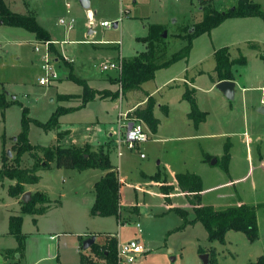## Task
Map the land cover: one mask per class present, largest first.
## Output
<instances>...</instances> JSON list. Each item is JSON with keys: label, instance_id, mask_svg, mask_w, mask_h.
Here are the masks:
<instances>
[{"label": "rangeland", "instance_id": "rangeland-1", "mask_svg": "<svg viewBox=\"0 0 264 264\" xmlns=\"http://www.w3.org/2000/svg\"><path fill=\"white\" fill-rule=\"evenodd\" d=\"M5 1L15 13L36 14L52 41H39L29 30L0 21V92H7L9 100L16 99L21 104L7 109L5 116L0 110V170L4 153L10 152L11 159L15 156L12 148L22 130L24 107L29 108L31 118L47 123L58 108L82 105L81 99L63 102L59 100L61 95L57 96L58 93L75 96L84 91V87L68 79L71 74L77 75L70 74L64 60L57 58L60 54L70 62L77 59L78 78L92 76L95 79L92 87L119 92V97L117 101L98 97L85 107L63 115L60 128L54 131L46 132L32 123L29 138L33 145H57L60 133H65L60 142L63 147L108 143L112 139L110 134L117 139L120 113H126L130 104L134 106L144 100L146 93H153L158 104L169 106L166 113L157 109L161 125L141 149L130 151L122 145L124 155L118 157V148L109 143L105 146L123 183L120 220L92 213L95 184L104 172L58 169L53 165L39 173L43 177L42 187L49 189L53 200L49 204L52 210L44 216L23 215L26 240L24 248L19 250L18 241L8 233L9 217L22 215L23 200L18 199V204L15 200L12 205L14 199L8 195V188L15 181L0 183V248L4 250H0V255L4 254L10 262L7 264L17 261V264H32L42 258L37 264H82L81 253L90 251V248L81 249L84 242L96 237L97 244H104L109 236L121 242L141 241L146 251L135 264H204L201 251L211 248L219 251L220 264H248L264 256V115L259 112L264 99L262 18L227 19L194 40L187 60L158 70L155 78L143 84L140 91L124 94L121 84L112 81L119 73L103 71V65L120 56L131 58L145 52L147 46L141 39L148 36L152 24L167 27L168 54L179 51L185 42L176 36L203 20L201 0H89V9L80 0ZM253 1L264 8V0ZM214 2L217 10L224 12L235 7L238 0ZM61 19H75V28L68 31L60 24ZM101 20L118 22L119 27L105 29L99 24ZM90 28L96 32L92 36L88 34ZM93 40L97 45L90 44ZM253 44L259 47L252 49ZM53 45L58 54L52 50ZM224 47L230 48L232 59H247L245 66L233 68L237 83L234 100L219 91L210 78L216 66L214 53ZM85 50L92 52L88 59ZM47 59L59 78L51 85L42 86L40 79L47 76L43 67ZM199 70L206 73L199 74ZM193 77L198 106L207 112V121L199 127L188 118L191 105L183 98L188 86L184 81L192 83ZM228 151L229 170L225 171L222 164ZM141 153L147 159H141ZM213 160H217L215 165ZM34 162L27 154L22 167L32 168ZM157 173L161 174L162 183L174 188L170 202L152 178ZM179 173L201 177L205 190L202 205L220 211L241 204L257 207L259 239L251 243L246 234L230 231L223 245L209 242L202 223L180 229L185 219L176 209L187 211L189 219L196 215L179 188L176 176ZM7 208H11L9 212ZM36 218H39L37 224ZM123 221L127 224L122 225ZM8 251L11 253L7 254Z\"/></svg>", "mask_w": 264, "mask_h": 264}, {"label": "trees", "instance_id": "trees-1", "mask_svg": "<svg viewBox=\"0 0 264 264\" xmlns=\"http://www.w3.org/2000/svg\"><path fill=\"white\" fill-rule=\"evenodd\" d=\"M214 0H203L201 9L204 12L203 20L192 27H187L183 34H178L177 39L185 42L183 48L169 55L168 40L164 38L167 27L158 24H152L149 27V33L146 38L141 39L147 46V50L131 58L123 59V70L121 75L112 79L113 83L121 84L122 93L126 94L130 91H140L143 84L155 78L158 70L168 68L181 60H187L190 56L193 42L199 36L211 32L219 27L229 18H250L260 17L264 20V8L261 4L253 0H238L237 5L227 11L220 12L214 5ZM0 21L3 24H9L16 27H22L34 33L39 41H52L50 33L40 25L37 17L32 14L24 15L13 12L7 5L5 0H0ZM252 49H255L253 44ZM52 50L56 51L54 45ZM57 52V51H56ZM55 53V52H54ZM58 54V52L56 53ZM58 56V55H57ZM216 67L215 76H211L213 83L217 84L221 81H235V66H245L247 64L246 57L232 59L230 48L224 47L216 51L215 55ZM264 61V56H261ZM70 80L84 87L81 96L62 95L60 101H72L81 99L82 105L78 108L60 107L53 114L47 123H42L30 117V110L23 108L22 130L15 138L12 148L15 156L11 159L9 153L3 155V168L0 170V183L5 180L15 181L14 185L8 188V195L14 199H20L27 192L28 185H36L41 181L40 171L49 170L55 165L58 169L77 170L84 172L95 169L105 172V175L95 184V203L92 208L93 215L105 218L115 217L120 220L121 205V189L123 183L119 175L118 169L113 165L111 154L106 150L105 146H101L98 150H93L90 145L63 147L60 142L65 133L58 135V144L51 147L41 145H33L30 142L31 124L41 127L46 132L54 131L60 128V118L76 109L85 107L87 103L100 97L101 99L111 98L118 99L119 92L112 93L109 90L102 92L96 91L89 87L86 80L70 75ZM196 88H188L184 93V99L191 105L189 118L192 119L197 127L206 122L207 113L200 110L196 99ZM20 104L16 99H10L7 92H0V110L5 116L7 109L13 105ZM21 105V104H20ZM157 102L154 97H149L145 108H137L128 114L129 119L136 122H143L151 131L156 134L159 130L161 121L155 116V108ZM167 112V108H164ZM29 154L35 160L32 168H23L22 162L25 155ZM11 162V163H10ZM230 152L228 151L222 167L225 171L229 170ZM177 182L179 188L186 194L191 205L194 208L195 218L189 219L188 212L183 209H176L185 219L183 226L202 223L208 231V240L210 243L219 242L225 245L227 233L236 231L246 234L251 243H255L259 239V227L257 222V207L241 204L226 210H216L211 206L202 205L203 201V182L199 175L188 173H179ZM152 178L160 184V189L170 202V194L174 189L167 183L161 182V174L157 173ZM51 199L48 194L36 192L32 195L28 203L22 201L21 216H11L9 233L14 236L19 243V250L24 248L26 236L23 234V215H45L49 211ZM36 223V220H34ZM126 225L125 221L121 222ZM118 244L116 237L109 236L106 243L94 244L90 249V254L81 253L82 264H117L118 263ZM8 251L7 254H10ZM202 254L210 255V264H220L218 252L215 248L208 251L202 250ZM248 264H264V256L257 259L256 262Z\"/></svg>", "mask_w": 264, "mask_h": 264}, {"label": "built area", "instance_id": "built-area-1", "mask_svg": "<svg viewBox=\"0 0 264 264\" xmlns=\"http://www.w3.org/2000/svg\"><path fill=\"white\" fill-rule=\"evenodd\" d=\"M203 1V0H201ZM60 24L71 31L76 26L75 19H61ZM101 27L105 29H112L114 28V24L109 21H99ZM95 42L94 40L92 43ZM86 43H90L87 41ZM47 47V46H46ZM48 51V48H46ZM39 50V49H38ZM50 60H46L45 65L43 66L47 72L46 77H42L40 79V84L42 86L51 85L53 81L58 80V75L53 70L52 67L49 66ZM123 70V58H120L118 61L109 62L108 64L103 65V71H116L121 75ZM264 92V88H262ZM122 97V95H121ZM262 104L264 105V99L262 100ZM129 112L120 113L119 116V126L121 129L124 130L123 133L119 136L117 140V147H118V157L123 156V151L121 150V146L124 145L130 151L139 150L142 145L149 142L152 138V133L149 128L143 122H136L128 117ZM141 158L145 159L146 155L141 154ZM140 227V226H139ZM141 232V230H140ZM146 249L141 244L140 240H131L128 242H121L119 241L118 244V263L117 264H135L137 259L140 258Z\"/></svg>", "mask_w": 264, "mask_h": 264}, {"label": "crops", "instance_id": "crops-1", "mask_svg": "<svg viewBox=\"0 0 264 264\" xmlns=\"http://www.w3.org/2000/svg\"><path fill=\"white\" fill-rule=\"evenodd\" d=\"M136 2V1H135ZM90 4H91V2H90ZM90 7H91V5H90ZM30 14V13H29ZM24 15H28V14H24ZM35 16L37 17V15L35 14ZM37 20H38V17H37ZM38 22H39V20H38ZM40 23V22H39ZM3 24V23H2ZM40 25H41V23H40ZM42 27H44L43 25H41ZM45 28V27H44ZM46 29V28H45ZM47 30V29H46ZM48 31V30H47ZM90 31H92V33L90 34ZM90 31L88 32V34H89V36H92V35H94L96 32L92 29V28H90ZM49 32V31H48ZM95 41V40H94ZM63 42V41H62ZM96 42H98V41H96ZM63 43H67L66 41H64ZM89 44V43H88ZM90 44H92V45H97V44H94V43H90ZM255 45V44H254ZM256 47H255V49L256 48H258L259 46L258 45H255ZM56 47H57V45H56ZM229 48V47H228ZM57 50H58V48H57ZM84 50V49H83ZM59 51V50H58ZM81 52H82V50H81ZM88 52V53H87ZM230 52H231V50H230ZM84 53H85V58L86 59H88V57L90 56V54H92V52H89L88 50H85L84 51ZM216 53V52H215ZM215 53H214V55H215ZM60 54V53H59ZM82 54V53H81ZM60 56L61 57H57V58H61V59H63L64 60V64L65 65H67L68 67H69V69H70V74L73 72V73H75V75H77V77L80 75L79 74V71L77 70V68H76V66H75V64L77 63V59L74 61V60H72L73 62H70V61H68V60H66V58L63 56V55H61L60 54ZM231 56H232V53H231ZM120 58H122V56H120L119 58H116L114 61H118ZM124 59V58H123ZM57 61H59L60 59H56ZM88 61V60H87ZM113 62V61H112ZM83 65H85V64H83ZM216 67V66H215ZM86 68V67H85ZM198 73L199 74H201V73H206L204 70H199L198 71ZM211 76H215V70H214V73L211 75ZM211 76H210V78H211ZM80 77V76H79ZM69 78V77H68ZM82 79H84V80H86L87 81V83H88V85H89V87L90 88H92V89H94V90H96V91H100V92H102V91H105V90H98V89H95L94 87H92V82H93V77L91 76L90 78H88V79H86V78H82ZM95 80V79H94ZM192 83L191 82H188V81H184L188 86H191L192 88L194 87L195 88V86H193L192 84L195 82V78L193 77L192 78ZM61 81V80H60ZM212 81V80H211ZM235 82H236V80H235ZM213 83V82H212ZM213 85L214 86H216V84L215 83H213ZM237 88V87H236ZM262 88H264V87H262ZM110 91V90H109ZM82 93H78V94H74V95H81ZM59 95H73V94H67V93H58L57 94V96H59ZM149 97H154L155 98V96H154V94L153 93H146L145 94V99L144 100H142L141 102H139L137 105H134V106H132V104H130V107L128 108V110L126 111V112H133L135 109H137V108H145L146 107V105H147V102H148V99H149ZM57 98V97H56ZM156 99V98H155ZM115 101H117V99H115ZM68 102V101H67ZM156 102H157V105H156V108H155V116H156V111H157V109L159 108V109H163V107L164 108H167V111H169V106H163L162 104H158L159 102H158V100L156 99ZM159 105V106H158ZM207 113V112H206ZM168 114H169V112H168ZM188 116H189V113H188ZM156 118H158L157 116H156ZM189 118V117H188ZM159 119V118H158ZM160 120V119H159ZM161 121V120H160ZM207 121V120H206ZM205 123V122H204ZM119 124V123H118ZM161 125V124H160ZM124 132V130L123 129H121L120 128V126H119V134L121 135V133H123ZM119 135V136H120ZM110 137H112V139L108 142L109 144H113V146L114 147H116V148H118L117 147V140H118V138L117 139H114L113 138V134H110ZM151 140H152V138H151ZM107 142H105V143H100L99 141H98V143L96 144V145H94V144H90V143H85L83 146H85V145H90L91 147H92V149L93 150H98L101 146H107V144H108ZM61 144V143H60ZM62 145V144H61ZM72 146V145H71ZM77 146H80V145H77ZM82 146V147H83ZM95 146H99L98 148L97 147H95ZM141 149V148H140ZM142 154V153H141ZM124 155V154H123ZM140 157H141V155H140ZM142 159V158H141ZM145 159H147V157L145 158ZM111 160H112V158H111ZM112 163H113V161H112ZM113 165H114V163H113ZM215 165V164H214ZM115 166V165H114ZM116 167V166H115ZM117 169H118V167H116ZM40 172H42V171H40ZM39 172V173H40ZM105 175V172L104 173H102V175H101V178L103 177ZM166 176V175H165ZM40 177H41V181L38 183V184H36V185H28L27 186V192H29V193H31V195H33L34 193H36V192H43V193H46V194H48V196H49V189H47V188H45V187H42V185H41V182H42V179H43V177L40 175ZM164 179V178H163ZM99 181V180H98ZM158 184V186L160 185V183H157ZM26 192V193H27ZM185 194V193H184ZM205 195V191L203 192V196ZM188 198V197H187ZM14 199V198H13ZM51 199V198H50ZM15 200H16V202H17V204L19 203V200L18 199H14L12 202H13V204L12 205H14V203H15ZM189 200V199H188ZM51 201L53 202V200L51 199ZM50 206V205H49ZM9 209H11V208H7V211L9 212ZM14 210V209H13ZM20 210H21V208H20ZM20 210H17V211H20ZM52 210V207H50L49 208V211L46 213V214H48L50 211ZM45 214V215H46ZM9 216H11V215H9ZM41 216H44V215H41ZM9 220H10V217H9ZM38 221H39V218H36V224L38 223ZM8 233H9V231H8ZM10 234V233H9ZM56 237V236H55ZM55 237H53V236H51V238L52 239H54ZM97 243V239H96V242H95V244ZM81 249H83L84 250V247H83V245H82V247H81ZM91 249V248H90ZM0 250H1V248H0ZM12 250H15V249H13L12 248ZM1 251H4V250H1ZM219 252V251H218ZM1 253V252H0ZM86 254V253H85ZM87 254L89 255L90 254V251H89V253L87 252ZM21 259V255H18V257H17V260H20ZM41 260H43V258L42 259H39L38 261H36L35 263H32V264H37L38 262H40ZM7 262H9V261H7L6 260V257L4 256V254H1L0 255V264H7ZM10 263V262H9ZM18 263V261L15 263V264H17ZM100 264H104V263H102V262H100Z\"/></svg>", "mask_w": 264, "mask_h": 264}, {"label": "water", "instance_id": "water-1", "mask_svg": "<svg viewBox=\"0 0 264 264\" xmlns=\"http://www.w3.org/2000/svg\"><path fill=\"white\" fill-rule=\"evenodd\" d=\"M80 1H81L82 6L85 9L90 8L91 4H90L89 0H80ZM1 23H3V22L1 21ZM118 27H119V23L116 22L114 24V28L117 29ZM91 33H92V31H90V34ZM167 36H168V32L165 31L164 38H167ZM236 87H237V83L235 81H221V82L216 84V88L219 91H221L229 100L235 99ZM259 112L264 115V105L259 109ZM9 155L11 156L10 152H9ZM216 162H217V160H213L212 163L216 164ZM31 198H32L31 193L27 192L23 195L22 200L25 203H28L31 200ZM96 239H97L96 237H92L90 239H87L83 244L84 250L91 248L95 244ZM201 258H202L204 264H210V255L208 253L203 254Z\"/></svg>", "mask_w": 264, "mask_h": 264}]
</instances>
